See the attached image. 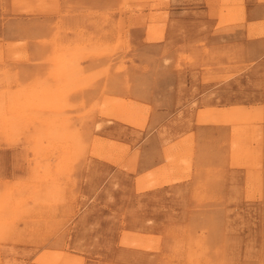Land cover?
<instances>
[{
    "label": "rangeland",
    "instance_id": "rangeland-1",
    "mask_svg": "<svg viewBox=\"0 0 264 264\" xmlns=\"http://www.w3.org/2000/svg\"><path fill=\"white\" fill-rule=\"evenodd\" d=\"M247 1L122 0L116 39L44 38L65 65L27 84L0 70V264H264V46L242 47ZM85 58L105 61L86 73Z\"/></svg>",
    "mask_w": 264,
    "mask_h": 264
},
{
    "label": "crops",
    "instance_id": "crops-1",
    "mask_svg": "<svg viewBox=\"0 0 264 264\" xmlns=\"http://www.w3.org/2000/svg\"><path fill=\"white\" fill-rule=\"evenodd\" d=\"M25 3V0H0V45L4 47V58L3 61L0 60V70L3 69L5 76L14 78L15 82L21 85L34 81L38 77H44L47 69L51 70L42 61L44 58H51L53 45L44 47V38L52 40L57 36L58 39H53L52 42H67L69 45L82 41L106 42L117 38L115 30L112 31L114 35L105 33V23L114 25L121 22L122 0H43V2L31 0V8L25 7ZM246 12V20L242 25L246 38L242 40V47L245 49L252 46L262 47L264 35H255V38H251L249 34L252 27H256L258 31L264 29V0L254 2L248 0ZM208 22L214 21L208 20ZM193 23L197 43L199 36L203 33L198 31L202 20L198 22L195 18ZM108 30L111 32L110 29ZM143 30L147 33V35L144 34L145 37L148 38L147 29L143 28ZM136 31L141 36V29L137 28ZM209 41H211L210 38ZM24 42H26L25 49L21 45L18 47L20 50L15 47L16 44ZM12 44L15 45L14 48ZM17 50L21 58H11ZM103 61L105 60L102 58L93 62L91 58H85L82 65L84 72H97L99 70L97 66H101ZM11 88L14 89V84ZM93 94L94 90L87 88L73 96L76 100L82 97L86 103H90L94 98Z\"/></svg>",
    "mask_w": 264,
    "mask_h": 264
},
{
    "label": "bare ground",
    "instance_id": "bare-ground-1",
    "mask_svg": "<svg viewBox=\"0 0 264 264\" xmlns=\"http://www.w3.org/2000/svg\"><path fill=\"white\" fill-rule=\"evenodd\" d=\"M24 43H26V42H24ZM23 43H21V45H22ZM28 45V44H27ZM12 46H13V48H14V45L12 44ZM16 48H18V47H16ZM19 49V48H18ZM21 49H22V47H21ZM23 49H25V48H23ZM28 49V48H27ZM20 50V49H19ZM19 50H17V52L19 51ZM14 52V51H13ZM21 52V51H20ZM22 53V52H21ZM24 53V52H23ZM24 55V54H23ZM16 56V55H15ZM19 56H21V54L19 55ZM17 57H18V55H17ZM16 57V58H17ZM25 57V56H24ZM21 58V57H20ZM20 58H18V59H20ZM51 61H50V64H49V68L51 69V70H53V69H56V67H58V68H62V67H64V65L65 64H58L56 61H57V58L55 57V56H51ZM25 60H28V59H25ZM15 63H17V62H15ZM14 63V64H15ZM19 63V62H18ZM28 63V62H27ZM30 63V62H29ZM38 63V62H37ZM42 63V62H41ZM21 64V63H20ZM23 64V63H22ZM26 64V63H25ZM24 64V65H25ZM24 65L22 66V67H24ZM18 66V65H17ZM21 66V65H20ZM19 77H21V76H19ZM18 77V78H19ZM39 79H42L41 77H38V78H36V80L38 81ZM76 80V79H75ZM13 81V80H12ZM21 81V80H20ZM23 81V80H22ZM20 84V83H19ZM18 84V85H19ZM39 87V86H38ZM47 87V86H46ZM60 88V87H59ZM44 89V88H43ZM50 90H51V88H50ZM56 92V91H55ZM49 93V92H48ZM57 95V94H56ZM69 95V94H68ZM50 96V95H49ZM52 98V97H51ZM52 100H54V99H52ZM58 102V101H57ZM101 104V103H100ZM90 108H92V107H90ZM101 108V107H100ZM56 109V108H55ZM54 109V110H55ZM6 110V109H5ZM9 110V109H8ZM84 112V111H83ZM71 114V113H70ZM73 116H75V115H79V114H72ZM98 115V114H97ZM75 119H76V117H75ZM20 120V119H19ZM60 120V119H59ZM72 120V119H71ZM96 120H97V118H96ZM96 123V122H95ZM100 123V122H99ZM101 125V124H100ZM103 127V126H102ZM100 128V126L98 127V129ZM34 136V135H33ZM52 136V135H51ZM94 136V135H93ZM23 137V136H22ZM21 137V138H22ZM41 139V138H40ZM24 140V139H23ZM99 140V139H98ZM103 142V141H102ZM3 143V142H2ZM100 143H101V141H100ZM107 143V142H106ZM6 144V143H5ZM62 145H63V142L61 143ZM100 145V144H99ZM185 146V145H184ZM193 146V145H192ZM2 149V148H1ZM15 149V148H14ZM62 149V148H61ZM31 151V150H30ZM32 152V151H31ZM40 158V157H39ZM183 158V157H182ZM183 160V159H182ZM185 161V160H184ZM54 162V161H53ZM182 163V162H181ZM188 163V162H187ZM185 164H186V162H185ZM190 164V163H189ZM175 167H177V166H175ZM183 168V167H182ZM249 169V168H248ZM247 169V170H248ZM252 169V168H251ZM246 170V171H247ZM176 171V170H175ZM180 171V170H179ZM178 171V172H179ZM40 173H41V171H40ZM173 173V172H172ZM258 174V173H257ZM253 175V174H252ZM258 176V175H257ZM259 176H260V174H259ZM177 178V177H176ZM79 179V178H78ZM252 181H253V179H252ZM247 186V185H246ZM261 186V185H260ZM259 186V187H260ZM250 187H251V185H250ZM258 187V186H257ZM254 189V188H253ZM262 189L264 190V188L262 187ZM244 190V189H243ZM256 190V189H255ZM196 191V190H195ZM253 191V190H252ZM242 192H244V191H242ZM261 193V192H260ZM259 194V193H258ZM250 195H252V192H251V194ZM247 196V195H246ZM260 196V195H259ZM83 197V196H82ZM248 197V196H247ZM253 197V196H252ZM263 197H261V199H262ZM208 199V198H207ZM211 201H213L212 199H210ZM224 200V199H223ZM214 201H215V199H214ZM205 202H207V200L205 201ZM262 202V201H261ZM219 203V202H218ZM202 205V204H201ZM212 208V207H211ZM216 208V207H215ZM221 208V207H220ZM225 208V207H224ZM193 209V208H192ZM199 209V208H198ZM225 210V209H224ZM192 212V211H191ZM226 221V220H225ZM20 224V223H19ZM63 224V223H62ZM189 225V224H188ZM264 228V227H263ZM183 230V229H182ZM46 231V230H45ZM62 231V230H61ZM197 231H199V230H197ZM225 231V230H224ZM48 232H49V230H48ZM206 232H207V230H206ZM171 233V232H170ZM199 235H201V234H199ZM204 235H206V234H204ZM181 236V235H180ZM228 236H230V235H228ZM235 236V235H234ZM171 237V236H170ZM189 238V237H188ZM199 239V238H198ZM233 239V238H232ZM237 239V238H236ZM137 240V239H136ZM154 240V239H153ZM233 240H235V239H233ZM169 242V241H168ZM230 243V242H229ZM136 245V244H135ZM172 246V245H171ZM170 246V247H171ZM195 246V245H194ZM193 246V247H194ZM144 247V246H143ZM160 247V246H159ZM181 247V246H180ZM185 247V246H184ZM220 247V246H219ZM145 248V247H144ZM187 248H189V247H187ZM43 249V248H42ZM150 249V248H149ZM177 249H179V248H177ZM196 249V248H195ZM180 250V249H179ZM219 250V249H218ZM233 250V249H232ZM170 251H172V250H170ZM191 251V250H190ZM220 251V250H219ZM223 251V250H222ZM221 251V252H222ZM175 252V251H174ZM179 252V251H178ZM188 252V251H187ZM218 252V251H217ZM176 253H177V251H176ZM184 253V252H183ZM186 253V252H185ZM187 254V253H186ZM229 254V253H228ZM231 254V253H230ZM37 255V254H36ZM220 255V254H219ZM154 256V255H153ZM188 256H189V254H188ZM235 256V255H234ZM242 256V255H241ZM247 256V255H246ZM138 257V256H137ZM187 257V256H186ZM185 257V258H186ZM237 257V256H236ZM61 258V257H60ZM143 258V257H142ZM141 258V259H142ZM92 260V259H91ZM138 260V259H137ZM185 260V259H184ZM206 260H207V258H206ZM87 261V260H86ZM186 262V261H185ZM184 262V263H185ZM235 262V261H234ZM100 263V262H99ZM135 263V262H134ZM211 263H213V262H211ZM225 263V262H224ZM223 263V264H224ZM208 264V263H207Z\"/></svg>",
    "mask_w": 264,
    "mask_h": 264
}]
</instances>
